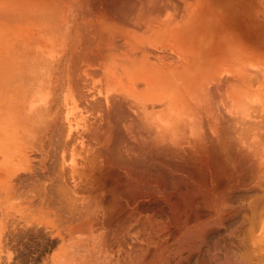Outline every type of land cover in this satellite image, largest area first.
<instances>
[{
  "label": "bare ground",
  "instance_id": "bare-ground-1",
  "mask_svg": "<svg viewBox=\"0 0 264 264\" xmlns=\"http://www.w3.org/2000/svg\"><path fill=\"white\" fill-rule=\"evenodd\" d=\"M238 12L0 0V264H264V44Z\"/></svg>",
  "mask_w": 264,
  "mask_h": 264
},
{
  "label": "rangeland",
  "instance_id": "rangeland-1",
  "mask_svg": "<svg viewBox=\"0 0 264 264\" xmlns=\"http://www.w3.org/2000/svg\"><path fill=\"white\" fill-rule=\"evenodd\" d=\"M247 4H253L254 5V7H255V9L251 12V13H249V14H247V12H246V10H245V7H246V5ZM238 15H239V19H240V22H241V24H242V26H248V25H250V27H251V29L252 30H254V39L257 41V40H261L260 42H262L263 44H264V1L263 0H239V12H238ZM163 188H164V190H166L167 191V193L169 192V190L171 189V192L172 191H175V188H177L178 190H176L177 192L179 191V189H180V191L179 192H182V191H184L183 189H181L179 186L178 187H176L175 185H161ZM175 186V187H174ZM182 186V185H181ZM171 187V188H170ZM168 188V189H167ZM170 188V189H169ZM183 188V187H182ZM185 188V187H184ZM174 189V190H173ZM159 200H161V201H159V202H162V204L161 205H163L164 203L163 202H165L161 197L159 198ZM163 200V201H162ZM168 204L165 202V204L163 205V207H165V206H167ZM220 232V233H219ZM219 232H213V233H211V234H209L208 236L209 237H211L210 239H209V237L207 238V240H208V242H207V240H206V245L207 244H211L212 243V241L210 242V240H214V242H213V244L212 245H207L208 246V249H209V247H213L212 249H210V250H212V254H215V245L216 246H219L221 243H222V245H220L221 247H217L218 249H217V254H215L218 258H220V256H218V255H222L223 256V254L226 252V249L228 248L229 249V252H231V250H233V245H234V242H233V237H228L227 236V234L229 235V233H226V232H224V231H219ZM225 234V236H226V238L224 239V234ZM217 234V235H216ZM219 235H221V236H219ZM222 236H224V237H222ZM212 237H215V238H212ZM217 237V238H216ZM220 237H221V239L223 238V241L224 242H227L226 244L220 239ZM219 239V240H218ZM231 239H232V241H231ZM217 240H218V242H217ZM222 241V242H219V241ZM225 240H227V241H225ZM216 241V242H215ZM231 243H230V242ZM214 243H216L215 245H214ZM220 243V244H219ZM224 243V244H223ZM228 243H229V245H228ZM233 243V244H232ZM177 244V240L175 239L174 240V242L172 243L171 242V246H173V247H175V245ZM218 244V245H217ZM232 246H231V245ZM230 246V247H227V248H225V247H222V246ZM232 247V248H231ZM223 248V249H222ZM230 248H231V250H230ZM228 249H227V251H228ZM209 250V251H210ZM215 250V251H214ZM222 250H224V252L222 251ZM214 252V253H213ZM219 252V253H218ZM220 252H222L221 254H220Z\"/></svg>",
  "mask_w": 264,
  "mask_h": 264
}]
</instances>
